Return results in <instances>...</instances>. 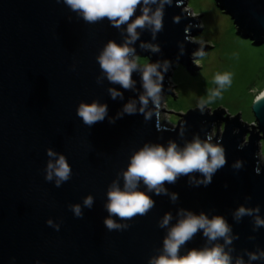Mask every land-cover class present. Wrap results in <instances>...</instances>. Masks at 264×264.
<instances>
[{
  "label": "water",
  "instance_id": "obj_1",
  "mask_svg": "<svg viewBox=\"0 0 264 264\" xmlns=\"http://www.w3.org/2000/svg\"><path fill=\"white\" fill-rule=\"evenodd\" d=\"M214 1L231 18L239 36L253 45L264 44V0ZM187 2L179 0L178 6V0H173L171 6L166 5L163 30L156 39L143 30L135 44L137 55L147 58L146 64L171 62L164 74L163 92L168 90L172 96L170 76L175 61L193 75L189 53L210 48L186 39L200 31V17ZM140 14L138 8L136 15ZM175 16H180L179 23L174 22ZM124 35L126 25L118 29L107 19L86 23L63 0H0V264H149L150 257L162 251L167 234L159 221L171 212L169 227L175 224L180 208L209 217L222 215L238 236L226 246L233 260L243 256L247 261V252L264 249V227L254 230L253 217L245 216L239 222L233 218L241 204L258 205L264 216V96L253 100L252 124L240 121L239 113L223 118L224 109L211 113L205 108L201 113L198 107L182 114L174 127L160 120L165 111L161 108L158 121L155 114L148 121L142 114H125L109 123L143 91L138 72L133 73L135 91L110 84L106 77L97 83L103 73L96 57L108 40L122 43ZM141 41L158 44L160 52L141 49ZM110 87L122 91L124 99H111ZM93 100L107 104L108 117L89 127L77 115V108L81 101ZM149 107H153L151 101ZM216 119L225 122L222 132L218 124L213 133ZM197 135L202 140L211 136L212 143L220 142L225 149L227 163L211 183L190 185V177L181 176L174 184H165L169 194H178L176 202L169 195L149 193L155 206L147 215L120 221L129 225L127 229H107V191L127 168L132 154L145 143L167 146L175 141L183 147ZM49 147L64 154L72 168L71 178L60 187L45 180ZM238 159L243 166L234 169ZM194 175L202 178L199 173ZM119 181L123 187L122 175ZM139 187L147 191L143 182ZM89 194L94 197L91 208L83 205ZM77 203L82 217H76L69 207ZM49 218L60 225L59 230L47 224ZM206 243L198 232L180 254ZM251 264H264V258Z\"/></svg>",
  "mask_w": 264,
  "mask_h": 264
},
{
  "label": "clouds",
  "instance_id": "obj_2",
  "mask_svg": "<svg viewBox=\"0 0 264 264\" xmlns=\"http://www.w3.org/2000/svg\"><path fill=\"white\" fill-rule=\"evenodd\" d=\"M63 2L86 23L95 24L107 19L111 26L118 29L126 25L123 42L108 40L96 57L103 73L102 76L97 77V83H102L106 77L110 84H118L126 91H135L136 81L133 79V73L138 72L141 75L143 91L139 94L138 100L130 99L125 103L117 116L109 119V123H115L117 118L125 114H142L145 121L151 120L155 114L158 121L164 74L171 67V62L163 60L141 64L137 58L135 44L143 30H149L152 40L156 39L157 33L163 30L165 6H171L173 0H63ZM138 8L141 14L137 16ZM133 17L135 18L132 19ZM173 19L175 23H179L180 16H175ZM188 31L189 29L186 28L185 32ZM186 39L195 42L190 35H186ZM139 46L152 53L160 52V47L156 43L141 41ZM182 52L183 45H181ZM216 83L223 88L230 83V77L226 74L217 76ZM108 92L113 100L124 99V93L116 87H110ZM219 95V91L212 93L213 97ZM261 95L264 96V93ZM260 98L258 96L257 101ZM150 101L153 105L151 108ZM205 107L206 103L202 101L198 106L201 113L204 112ZM77 115L85 125L91 127L108 117V106L97 100L90 103L81 101ZM179 133L181 136L184 134L182 125ZM211 141V136L202 140L197 135L183 147L178 146L175 141H169L167 146L145 143L135 151L127 168L118 174V178L113 180L108 188L105 208L109 215L104 218L107 229L110 231L127 229L129 225L120 221L131 220L138 215H147L155 206V201L149 193L169 195L171 201L176 202L179 198L178 194L175 192L169 194L165 184H174L181 176L190 177L188 181L190 185L210 184L213 175L227 163L223 145ZM46 154L49 159L45 169V180L54 181L55 186L60 187L71 178V165L64 154L57 153L51 147L46 150ZM242 166L243 161L239 159L233 164L234 169H240ZM255 171L259 174L260 168L256 167ZM195 173H199L202 178L197 179ZM120 175L123 177V187L120 185ZM141 182L147 191L140 189ZM93 204L94 197L91 194L83 199L85 207L91 208ZM69 207L76 217L83 216L81 204H72ZM259 213L258 205L248 207L241 204L234 210L233 218L239 222L245 216L253 217L255 230L264 227V216ZM114 216L118 217L119 221L113 219ZM177 216V222L170 227L173 218L171 212H166L159 221V227L167 228V234L163 239L162 251L150 257L149 264H251L252 261L264 258V249H262L247 252L249 257L247 261L243 256H237L233 260L231 248L226 249V246L232 245L233 240L238 236L233 234L231 225L222 215L209 217L204 212L196 214L191 210L180 208ZM47 224L59 230L60 225L54 223L51 218L47 220ZM198 232H202L206 238L205 246L192 248L181 255L180 249ZM220 240H223V243H220Z\"/></svg>",
  "mask_w": 264,
  "mask_h": 264
},
{
  "label": "rangeland",
  "instance_id": "obj_3",
  "mask_svg": "<svg viewBox=\"0 0 264 264\" xmlns=\"http://www.w3.org/2000/svg\"><path fill=\"white\" fill-rule=\"evenodd\" d=\"M187 5L194 15L200 17L197 25L200 31L192 36L195 42H191L210 48H204L202 54L196 48L199 55L191 49L193 75L175 61L170 76V91L175 97L167 93L168 90L162 93L160 108L165 111L160 113V120L168 127H174L182 119V114L197 108L203 101L211 113L220 108L225 110L221 113L223 118L227 114L233 117L239 113L240 121L254 123L251 105L264 90V44L253 45L250 40L239 36L231 18L216 6L214 0H188ZM137 58L141 64L148 61L145 57ZM225 74L230 77V83L220 88L216 77ZM216 91L220 95L213 97L212 93ZM218 124L220 132L223 131L224 120L216 119L213 133ZM262 150L264 152V144Z\"/></svg>",
  "mask_w": 264,
  "mask_h": 264
},
{
  "label": "bare ground",
  "instance_id": "obj_4",
  "mask_svg": "<svg viewBox=\"0 0 264 264\" xmlns=\"http://www.w3.org/2000/svg\"><path fill=\"white\" fill-rule=\"evenodd\" d=\"M264 93V90L261 92V94Z\"/></svg>",
  "mask_w": 264,
  "mask_h": 264
}]
</instances>
